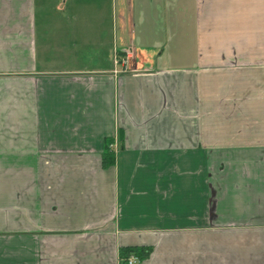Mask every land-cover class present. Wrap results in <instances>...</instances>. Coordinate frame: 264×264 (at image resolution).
Instances as JSON below:
<instances>
[{
	"label": "crops",
	"instance_id": "0c3cea01",
	"mask_svg": "<svg viewBox=\"0 0 264 264\" xmlns=\"http://www.w3.org/2000/svg\"><path fill=\"white\" fill-rule=\"evenodd\" d=\"M123 247L264 264V0H0V264Z\"/></svg>",
	"mask_w": 264,
	"mask_h": 264
},
{
	"label": "trees",
	"instance_id": "16d2710c",
	"mask_svg": "<svg viewBox=\"0 0 264 264\" xmlns=\"http://www.w3.org/2000/svg\"><path fill=\"white\" fill-rule=\"evenodd\" d=\"M111 139L105 140L103 153H102V164L103 168H108L114 164V154L111 149ZM151 253L149 247H123L119 249V260L121 264H127L126 260L130 256H135L139 261L146 259Z\"/></svg>",
	"mask_w": 264,
	"mask_h": 264
},
{
	"label": "built area",
	"instance_id": "2783aa9c",
	"mask_svg": "<svg viewBox=\"0 0 264 264\" xmlns=\"http://www.w3.org/2000/svg\"><path fill=\"white\" fill-rule=\"evenodd\" d=\"M133 58V52L132 51H125L124 55L120 58H115V66H120L122 70L129 69V61ZM139 262V259L135 256H130L126 260L127 264H137Z\"/></svg>",
	"mask_w": 264,
	"mask_h": 264
},
{
	"label": "rangeland",
	"instance_id": "374dc122",
	"mask_svg": "<svg viewBox=\"0 0 264 264\" xmlns=\"http://www.w3.org/2000/svg\"><path fill=\"white\" fill-rule=\"evenodd\" d=\"M117 4H119V2H117Z\"/></svg>",
	"mask_w": 264,
	"mask_h": 264
}]
</instances>
